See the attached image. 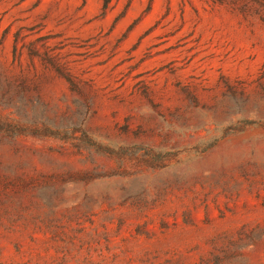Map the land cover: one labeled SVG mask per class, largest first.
<instances>
[{"label": "rangeland", "instance_id": "374dc122", "mask_svg": "<svg viewBox=\"0 0 264 264\" xmlns=\"http://www.w3.org/2000/svg\"><path fill=\"white\" fill-rule=\"evenodd\" d=\"M0 264H264V0H0Z\"/></svg>", "mask_w": 264, "mask_h": 264}, {"label": "trees", "instance_id": "16d2710c", "mask_svg": "<svg viewBox=\"0 0 264 264\" xmlns=\"http://www.w3.org/2000/svg\"><path fill=\"white\" fill-rule=\"evenodd\" d=\"M106 3H107V1L104 2V5H105ZM65 81L68 82V83H70V81L67 80L66 78H65ZM70 84H71V83H70Z\"/></svg>", "mask_w": 264, "mask_h": 264}]
</instances>
